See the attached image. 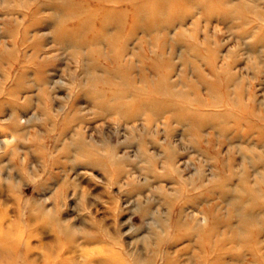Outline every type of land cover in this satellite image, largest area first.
Listing matches in <instances>:
<instances>
[{"label":"rangeland","instance_id":"rangeland-1","mask_svg":"<svg viewBox=\"0 0 264 264\" xmlns=\"http://www.w3.org/2000/svg\"><path fill=\"white\" fill-rule=\"evenodd\" d=\"M0 264H264V0H0Z\"/></svg>","mask_w":264,"mask_h":264}]
</instances>
